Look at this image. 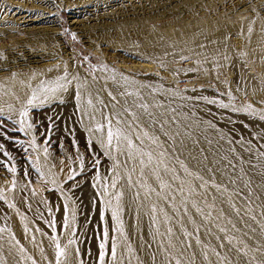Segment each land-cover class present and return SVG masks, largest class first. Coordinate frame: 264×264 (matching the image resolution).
<instances>
[{
	"label": "rangeland",
	"instance_id": "obj_1",
	"mask_svg": "<svg viewBox=\"0 0 264 264\" xmlns=\"http://www.w3.org/2000/svg\"><path fill=\"white\" fill-rule=\"evenodd\" d=\"M0 1L2 31L17 8L31 15L46 8L44 19L35 17L53 26L44 37L24 31L0 39V87L12 80L34 83L11 96L23 97L13 106L0 96V264H69V258L74 264H264V208L254 195L214 183L188 166L167 140L132 120L113 94L121 72L140 83L151 78L146 82L157 81L173 100L187 98L198 108V121L209 120L238 152L264 163V63L254 54L252 60L245 57L242 38L227 35L228 63L215 64L210 56L203 59L204 70L185 48H173L158 62L134 55L150 29L172 42L197 28L237 27L251 17L249 8L264 19V0H29L23 8L19 0L16 6ZM120 27L134 43L129 54L108 40ZM196 49L216 56L221 51L210 42ZM50 68L68 75L33 79ZM76 75L110 102L99 109V140L83 128L74 103H38L61 90L72 101ZM9 189L15 200L7 197Z\"/></svg>",
	"mask_w": 264,
	"mask_h": 264
},
{
	"label": "bare ground",
	"instance_id": "obj_2",
	"mask_svg": "<svg viewBox=\"0 0 264 264\" xmlns=\"http://www.w3.org/2000/svg\"><path fill=\"white\" fill-rule=\"evenodd\" d=\"M16 1L17 0L14 1L8 0V4L14 3V5L16 6L15 3ZM19 1L23 2L19 4L21 5L19 6L21 8H23L22 7L23 4L25 3L28 4V2H30L29 0H19ZM15 6L14 7L12 6L14 11H15L14 8H16ZM5 10L4 13L8 11ZM16 10H17L15 11L16 13H14L16 14V16L11 20L9 19L11 21L8 22L10 23V26L8 25L9 27H7L5 25L6 26L5 31H2L0 29V39H3V37H12V36L14 38V35H16L15 32L17 33L24 31L25 32L27 31L26 33L30 32L31 34L29 36H31L32 38L33 37L35 38L36 36L35 34H37L38 36L39 33L40 34L43 33L42 36L44 37V35H46L45 32L49 33V31H46L47 28L51 27V25H49L50 24L49 20H42V19L39 20L38 19L39 17L38 18L35 17L38 15H43V19H44V17H46V15L44 14L48 12L46 11V8L44 9L45 11L42 10L39 12L37 11L35 15H31L29 13V10L27 9L19 10V8H17ZM249 10L252 13L251 17L249 19L247 18V21L245 20L244 24H238L237 27L228 26L225 24L223 25L218 24L213 26L209 32H205L204 30L197 28L195 30L188 31L187 33L185 32L183 35H179L180 37H178L177 40L175 39L172 42L162 41L160 37L157 36L156 31L150 29V31H148V35L145 34L147 35V39L143 37L146 39V42L144 44L145 46L141 48V45L137 44L139 49L141 48L140 51L136 50V52H139L138 53L139 55H136L134 53L135 50L133 51V53L135 56H138V58L140 59L152 60L154 62L157 60L156 62H158V59L169 58L168 56L169 52H171L173 48L174 49L185 48L187 50V53L192 56L193 58L192 60H195L196 67L204 70L205 60L203 59H206L210 56L211 58L209 60L214 62L215 64L217 63L219 65H223L225 64V62L228 63L227 60L229 59L228 56L230 55L229 54L230 52L228 50L229 43L227 42L228 40L227 35L231 33L234 36H238L242 38L246 43V47L243 50V54L248 60H252L251 58L253 57L252 55L254 54L258 57V59H260L259 61L264 63V19L259 17L258 14L259 12L254 7L249 8ZM112 11L113 10H111V12ZM114 14L116 15V12ZM95 16L97 17L96 14ZM2 20H4V18ZM23 22H25V24H21ZM26 22L28 24H26ZM38 23H40V25L43 26L37 28V26H40V25H36ZM75 23H77V20ZM106 24L104 25L106 26ZM110 36L112 37H109L111 39L108 40L116 41L118 43L117 45H119V47H121L122 50H125L129 54L130 52L129 47L132 46V44L134 43L123 27L116 29L115 32ZM204 42H210L212 44V48L220 49L221 50L220 54L216 56L210 50L196 49L197 46H201ZM240 55L238 57H240ZM231 57H234V55ZM60 70L52 69V68H50L49 70L45 69L43 76H40L38 73L35 76H33V79L38 80V82L41 83V80H44L45 82L53 78H57V79L66 78L68 75L67 72L63 73ZM73 72L75 73V71ZM111 73L115 74L116 71L115 72L111 71ZM121 73L115 76L116 80L114 82L115 85L113 86V94L117 99L118 106L127 113H130L132 120L146 127L147 129H149V131H151L155 135H159L165 140H167L173 146L175 153L179 155L186 162L188 166L197 169L214 183L229 185L232 186L234 189H238V190L245 189V191H248L249 194H251V196L254 195L253 196L254 199H256V201L264 208V163L261 160L262 158L261 156H260L261 158L259 157L260 159H258L257 161H253V159L250 158L252 154L250 155L249 153H247L250 155L248 156L247 154L238 152L234 148V146H231L232 144L230 145L228 143V138H227L228 135L226 137L225 134H222L221 132L216 130L215 126L213 127L212 126L213 124L208 122L209 120L204 122L203 121L199 122L200 120L198 121L199 118L196 117V111L194 109L196 107L193 106L194 108H192V106L189 105L190 103L188 104V100H186L187 98L185 99L180 97L179 99L173 100V96L171 94L172 92H168L165 89L162 90L161 87L158 85L157 81L148 82L149 81L148 80L146 82L147 79H151V78H146V79L144 78L143 79L144 81L141 83L139 81L142 80L138 79L137 80L139 82L138 83L136 82V79L134 81L131 79V75L129 77L127 76L126 73H124L125 75H121ZM135 75L137 76V74ZM104 76L103 78H106ZM76 77H78L77 91L75 93V98L72 101H71V97L68 94L64 93L65 90H61L55 96L51 98H46L42 101H39L38 103H45V102L61 103L62 104V105L60 104L61 106H65L70 102L74 103L76 107L80 109V113H81L80 116H81V122L83 128L86 130L89 136L99 140L104 135V129L102 126L103 125L102 121H104L102 116L103 113L101 111L99 112V109H101L104 104H108L110 106V102L106 98H102L96 94V92L101 93L98 88H92V90L95 91L93 92L87 85L83 83V80L80 78V76L76 75ZM235 80L237 84L238 83L237 78ZM243 84L245 85V82ZM33 85L34 83L27 82L26 84H24L18 82L17 80H12L9 83L0 87V96L4 97V101L7 104L9 103L8 105L13 106L15 103L23 102V97H21L22 99L18 98L21 94L20 92L27 91V88L32 89ZM78 93L79 95L77 97ZM16 94H19V96L18 95L14 96L15 98L17 97L18 100L11 97ZM184 104L186 105L188 104L190 106L189 109L188 108L184 109L186 107ZM160 121H164L163 126H161ZM245 151L248 152L247 148ZM57 172L59 178L62 179V177H64L65 175L64 172L61 170H58ZM12 189L13 187L11 188V190ZM11 190L9 189L5 191V193L7 197L9 198L12 197L13 200H15L16 196L13 195V192ZM85 191H87V189L83 191V195L85 196V198H88V194ZM9 241L11 242V240H8V243H10ZM71 259L72 258H69V264H74V262H72L73 260Z\"/></svg>",
	"mask_w": 264,
	"mask_h": 264
},
{
	"label": "snow or ice",
	"instance_id": "obj_3",
	"mask_svg": "<svg viewBox=\"0 0 264 264\" xmlns=\"http://www.w3.org/2000/svg\"><path fill=\"white\" fill-rule=\"evenodd\" d=\"M59 87H63V85H59ZM52 90L55 91L56 89H52ZM31 102L32 101L29 100V104H31ZM23 115H27V113H23ZM160 123H161V126H163L164 121H160ZM157 131H159V130H157ZM144 135L147 136L148 133L146 132V133H144ZM107 138H108L109 145H111L112 139L114 138V133L111 130L108 131ZM158 142H159V136L154 137L153 140H152V143L153 144H157ZM129 146H131V143H129ZM147 155H148L149 162H150L151 159H152L151 153H147ZM163 155H164V151H161L159 153V156L162 157ZM161 162H163V161H161ZM141 163H143V161H141ZM113 187H115V185H113ZM114 215H115V213H114ZM57 247L59 248V245H57ZM101 248H103V244L101 245ZM59 255H61V256L64 255L63 251H60L59 252ZM111 255H112L113 258H115L116 252H115V249L114 248L111 250ZM103 259H104V257H103V255H101L100 256V260L103 261Z\"/></svg>",
	"mask_w": 264,
	"mask_h": 264
}]
</instances>
